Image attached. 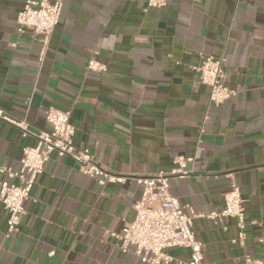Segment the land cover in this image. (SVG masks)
<instances>
[{
    "label": "crops",
    "instance_id": "0c3cea01",
    "mask_svg": "<svg viewBox=\"0 0 264 264\" xmlns=\"http://www.w3.org/2000/svg\"><path fill=\"white\" fill-rule=\"evenodd\" d=\"M25 1L0 0V110L32 133L49 129V108L69 111L74 146L124 181L101 188L71 158L52 154L17 234L5 236L0 203V264H141L109 233L134 218L135 179L169 172L178 156L194 160L187 177L169 179L170 193L202 215L192 230L203 263L244 264L245 256L264 263V0H166L162 8L63 0L41 63L39 36L17 32ZM200 52L223 58L236 92L219 107L207 108L209 88L192 70ZM93 56L105 72L86 70ZM32 143L0 121V167L17 169ZM231 181L244 201L243 248L231 243L234 219L207 217L223 209ZM165 252L170 264L189 258L186 248Z\"/></svg>",
    "mask_w": 264,
    "mask_h": 264
},
{
    "label": "built area",
    "instance_id": "2783aa9c",
    "mask_svg": "<svg viewBox=\"0 0 264 264\" xmlns=\"http://www.w3.org/2000/svg\"><path fill=\"white\" fill-rule=\"evenodd\" d=\"M166 0H147L148 8H162ZM63 0H26L16 18L17 32L30 29L39 36L41 63L46 54L51 34L61 16ZM95 55V53L93 54ZM199 63L192 67L198 74L199 81L209 88L207 108L219 107L226 103L236 92L226 84L223 58L198 53ZM106 65L94 56L86 64V70L94 73L106 71ZM48 130L32 133L24 119L0 110V121L19 130L22 138L31 137L32 145L23 146L17 169L0 167V203L7 212L5 236L17 234L21 218L24 215V203L29 199L31 189L46 162L52 154L69 157L78 170L94 179L99 187L109 183H122L118 177L102 169L87 148H77L72 142L74 128L70 124V112L49 108L44 113ZM205 120V119H204ZM204 131L203 124L198 131ZM194 158L175 157L174 167L169 172H157L150 177L136 178L141 187L139 199L133 205L134 218L125 223L121 232L109 233L117 242L122 253H132L141 264H170L173 259L165 252L169 248L189 250L187 262L178 264H204L202 245L195 238L192 230L193 221L202 217L194 213L189 206H184L170 193L169 179L184 178L190 174L186 169ZM224 206L220 212H212L207 217L221 222L229 217L235 220L236 238L231 240L241 248L245 245L247 224L244 217V201L239 188L231 181L229 190L223 195ZM52 252L50 253V255ZM244 264H264L250 256L244 257Z\"/></svg>",
    "mask_w": 264,
    "mask_h": 264
}]
</instances>
